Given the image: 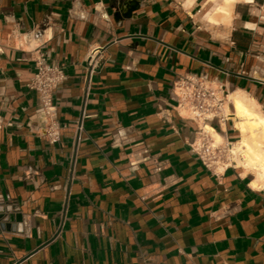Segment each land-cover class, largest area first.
Returning a JSON list of instances; mask_svg holds the SVG:
<instances>
[{"label":"crops","instance_id":"0c3cea01","mask_svg":"<svg viewBox=\"0 0 264 264\" xmlns=\"http://www.w3.org/2000/svg\"><path fill=\"white\" fill-rule=\"evenodd\" d=\"M222 1L0 0V264H264V193L201 164L171 99L201 75L264 113V0L212 22ZM39 54L64 73L53 143Z\"/></svg>","mask_w":264,"mask_h":264},{"label":"built area","instance_id":"2783aa9c","mask_svg":"<svg viewBox=\"0 0 264 264\" xmlns=\"http://www.w3.org/2000/svg\"><path fill=\"white\" fill-rule=\"evenodd\" d=\"M94 60L95 51L87 57V63L91 69ZM63 80L62 69L48 63L44 54H39L35 59V72L27 88L37 95L40 114L44 122L43 135L49 143L56 142L60 136V126L56 120L53 104V92ZM228 93L229 91L223 85L194 74L179 77L171 87V99L175 103L174 110L179 116L187 117L196 124V134L189 143V148L201 164L212 172L235 168L233 156L229 154L234 141L223 137L224 141L214 146L212 138L204 132L207 125L218 132L217 128L220 129L231 119L226 112ZM261 191L264 193V190ZM3 213L4 209L0 206V217Z\"/></svg>","mask_w":264,"mask_h":264},{"label":"bare ground","instance_id":"6f19581e","mask_svg":"<svg viewBox=\"0 0 264 264\" xmlns=\"http://www.w3.org/2000/svg\"><path fill=\"white\" fill-rule=\"evenodd\" d=\"M193 1L185 0L184 4L190 6ZM237 1L247 0H223L214 9L211 21L228 24L233 5ZM226 112L239 134L237 141H234L229 149V154L235 161V168L243 170V176L250 175L248 185L252 189L264 190V113L252 97L238 90L228 93ZM204 132L212 138L214 146L224 141V135L222 137L211 126L207 125Z\"/></svg>","mask_w":264,"mask_h":264}]
</instances>
